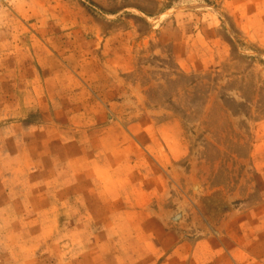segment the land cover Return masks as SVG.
Segmentation results:
<instances>
[{"label": "rangeland", "instance_id": "obj_1", "mask_svg": "<svg viewBox=\"0 0 264 264\" xmlns=\"http://www.w3.org/2000/svg\"><path fill=\"white\" fill-rule=\"evenodd\" d=\"M161 227L264 264V0H0V264H149Z\"/></svg>", "mask_w": 264, "mask_h": 264}, {"label": "crops", "instance_id": "obj_2", "mask_svg": "<svg viewBox=\"0 0 264 264\" xmlns=\"http://www.w3.org/2000/svg\"><path fill=\"white\" fill-rule=\"evenodd\" d=\"M32 127L35 128V125H33ZM37 127H40V125L39 124L36 125V128ZM45 142H46V145H48L49 139H46ZM56 192L62 194V198L60 202L63 203L62 205L63 209L68 208L69 205H71L70 208H73V207L80 208V209L89 208L86 204L91 201H88L85 195H87L88 192L90 191L86 189V186L63 185L61 189L60 190L58 189ZM97 202H98L97 200H94L95 204H97ZM142 202H143L142 205H136L138 207H134L132 211L135 209H138V210L142 209L143 211H145L146 216L150 217L151 213L149 211L154 210V208L151 207L149 198H146V200H142ZM48 203H50V205L52 204V207L51 206L49 207L53 209L59 208L58 205L53 201L52 202L48 201ZM98 203H101V202H98ZM130 218H134L133 215ZM143 218H145V216ZM152 218L156 219V221L159 220L158 215ZM159 221L157 222L159 223ZM162 223L165 226V223L163 221ZM127 224H132V222L127 221ZM140 224H142L143 226H150L149 224H151V222L150 221H147V222L140 221ZM164 233H165V230L162 227L158 229L157 231L152 230L149 232V235H150L149 238L152 240L151 242L153 244L151 245L153 247H150L149 249L146 248L147 251L143 250V257L148 258L149 264H162L161 260L164 259L165 257H166L165 261H167V259H176V257H178L180 259L190 261V264H195L194 259L198 257V254H199V251L197 250L199 242L203 240L207 243L210 242L211 244H213L214 242L213 236L212 237L206 236L201 241L199 239L196 241L188 240V239L178 240L179 243L175 246V248L173 247L174 245H170L167 247L166 245L167 237H166V234ZM169 247H171V249L167 251ZM209 252L213 254L212 251H206V254H209ZM210 259H213V257L212 258L210 257Z\"/></svg>", "mask_w": 264, "mask_h": 264}]
</instances>
